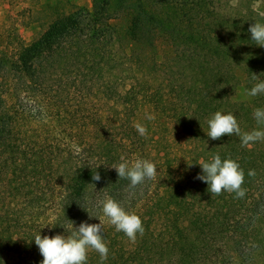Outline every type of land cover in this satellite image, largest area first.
<instances>
[{
	"label": "trees",
	"instance_id": "16d2710c",
	"mask_svg": "<svg viewBox=\"0 0 264 264\" xmlns=\"http://www.w3.org/2000/svg\"><path fill=\"white\" fill-rule=\"evenodd\" d=\"M246 1L249 9L232 13L215 0H92L90 8L67 13L48 1L40 7L53 15L31 41L8 31L0 42V264H41L34 237L46 231L36 213L57 209L53 225L67 236L70 221L98 224L100 202L109 196L140 217L144 232L133 243L101 223L109 249L103 264H201L221 239L235 251L252 241L264 221V143L207 135L217 111L234 114L241 131L251 132L258 128L254 109H264V93L250 102L230 98L240 84L237 68L248 90L264 81V50L248 31L264 24V0ZM257 1L254 12L250 2ZM158 41L170 47L185 80L174 79L171 68L156 77L145 63ZM145 106L189 138L180 162L165 156L163 169L160 127L152 120L141 123L147 136L134 127ZM42 107L63 130L19 125L21 112ZM216 154L240 165L243 197L212 194L196 178L199 164ZM121 157L130 164L157 157L156 177L130 188L111 168ZM86 264H101L99 253L90 249Z\"/></svg>",
	"mask_w": 264,
	"mask_h": 264
},
{
	"label": "rangeland",
	"instance_id": "374dc122",
	"mask_svg": "<svg viewBox=\"0 0 264 264\" xmlns=\"http://www.w3.org/2000/svg\"><path fill=\"white\" fill-rule=\"evenodd\" d=\"M54 2L56 0H0V42H7V34L10 29H14L25 42L31 41L39 31V23L41 21L49 20L53 15L50 9H42L40 3L42 2ZM59 1V6L63 8L64 12H69L75 5H83L91 7L92 0H57ZM219 3L223 12L232 13L235 11H245L248 8V3L246 0H215ZM251 9L254 12L260 10V2L251 3ZM123 27V22L119 23ZM262 50L264 47L259 46ZM154 61L158 64H154ZM144 61L146 64L154 70L156 77H166L165 69L171 68L174 79L177 81L185 80L187 74L182 73L177 69L176 64L173 60V54L170 47L162 41H158L157 45L153 48L148 49L144 55ZM173 66H169V65ZM239 66V65H238ZM244 66L243 62L242 65ZM153 73V72H152ZM237 76L239 77L240 84L237 86L236 90L231 92L230 98L234 101H252L254 97L245 95V82H244V72L242 68L236 69ZM248 90V89H247ZM44 107L38 110H29L20 113L21 121L19 125L26 128H45L51 129L52 131L63 130L64 126L58 125L56 122V116L50 115V112H46ZM162 112L150 109L149 106L142 107L139 111L136 120L140 123L145 124V120L148 116L153 117L150 124L153 127H160L156 132V136L160 140V161L162 162V167L164 169L165 156L174 164V159L180 162L187 150L190 143L189 138L183 134L179 128L171 123L169 119L163 116ZM158 117H160L158 119ZM258 127L256 130H264V125L256 124ZM264 143V140H261ZM165 159V160H164ZM137 160L134 159V161ZM133 161V162H134ZM149 161V160H148ZM176 161V162H177ZM155 165L158 164L159 159L155 157L151 160ZM101 206V205H100ZM59 211L53 208H46L43 212L36 213V218L45 229V234L50 238L54 235H63L56 230L53 225L54 219L57 217ZM98 221L100 223L109 222L108 218L102 212V206L98 211ZM257 224L255 225V227ZM257 235L251 240L242 241L237 251L232 248L234 244L229 240L221 239L217 243L214 252H212L208 258H206L201 264H264V221L259 223L256 227ZM214 247V246H211ZM7 257V256H5ZM10 260V257H7ZM165 264H168L166 262Z\"/></svg>",
	"mask_w": 264,
	"mask_h": 264
},
{
	"label": "clouds",
	"instance_id": "9594fccd",
	"mask_svg": "<svg viewBox=\"0 0 264 264\" xmlns=\"http://www.w3.org/2000/svg\"><path fill=\"white\" fill-rule=\"evenodd\" d=\"M248 31L251 39L258 46L264 47V24L253 23ZM254 79L259 76L253 74ZM264 93V81L256 83L250 90H245L246 96L255 97ZM148 119L153 117L148 116ZM189 118V117H188ZM254 118L258 125H264V109H254ZM209 132L208 137L212 140H219L222 136L237 135L241 139L243 146H248L258 140H264V130H252L251 132H242L237 120L232 113L222 114L220 111L215 112L208 120ZM141 136H147V128L141 123L134 125ZM123 162L115 165L118 178L128 179L129 187L135 188L145 179H154L157 175V168L153 162L143 159H137L131 164L124 157ZM200 167L202 174L196 178L208 185V190L215 195L222 191L229 193L235 192L237 197H243L245 191L241 188L244 182V172L240 165L231 158L221 160L216 154L210 162H201ZM249 176L254 175V170H249ZM94 181L101 179L96 172L92 175ZM186 198V197H185ZM102 212L108 218L109 223L115 226L116 231L123 232L131 242H135L137 233L143 235L144 228L140 217L133 213L127 212L112 197H107L101 201ZM91 218V216H89ZM71 222L72 231L69 235H54L51 238L47 235L41 237L38 233L34 237V242L39 248L43 257L41 264H86L88 251L95 250L100 255L101 264L107 259L109 249L102 236V225L88 224L81 222L78 227H74Z\"/></svg>",
	"mask_w": 264,
	"mask_h": 264
}]
</instances>
